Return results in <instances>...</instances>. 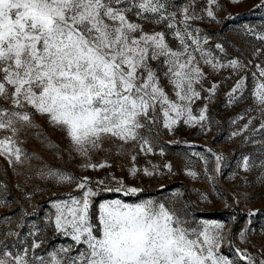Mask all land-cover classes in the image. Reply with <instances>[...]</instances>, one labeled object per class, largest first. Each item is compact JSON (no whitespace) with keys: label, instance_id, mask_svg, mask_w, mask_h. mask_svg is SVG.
Listing matches in <instances>:
<instances>
[{"label":"snow or ice","instance_id":"6c2138e0","mask_svg":"<svg viewBox=\"0 0 264 264\" xmlns=\"http://www.w3.org/2000/svg\"><path fill=\"white\" fill-rule=\"evenodd\" d=\"M216 3L208 0L209 5ZM194 5L195 0H190L172 11V0H0V98L11 104L10 108H0V130L11 133L0 139V156L9 163L13 157L17 162L22 156L26 158L14 137L21 128L36 127L34 113L64 130L73 150L84 157L101 150L105 140L120 141L118 152L124 144L132 143L151 153L149 137L161 123L169 132L180 122L203 127L209 120L207 104L198 115L192 105L201 99L197 88L202 89L208 78L204 67L213 72L225 68L239 72L246 66L238 59L222 63V58L207 47V38L191 24L202 18ZM256 7L264 8V0ZM205 11L215 19L211 7ZM161 25L163 29L157 31ZM254 34L264 41V32ZM215 48L224 52L219 43ZM261 51L257 49L254 55ZM256 70L252 73L256 81L252 94L264 110V67L257 64ZM245 79L242 76L226 94L229 104L238 99L236 93L242 92ZM218 86L213 83L204 89L209 93L204 99L210 100ZM251 122L232 136L247 130ZM261 130L264 123L253 132ZM252 142L264 145V141ZM258 151L264 154V148ZM215 158L219 172L223 157L216 154ZM106 166L82 165L92 169ZM240 167L246 172L254 167L264 169V159L257 164L245 155ZM164 168L172 171L170 163ZM139 171L134 165L129 174L136 176ZM142 171L151 176L157 174V166ZM186 174L192 178L198 175L187 169ZM42 175L57 184L75 181L73 191L82 193H66L67 199L52 202L54 211L45 219V227L53 228L56 236L70 243L38 253L44 241L36 237L43 229L33 223L24 235L5 233L14 238L11 244L0 239V264H256L246 250L236 249L235 259L221 254L223 223L190 222L152 199L101 201L94 223L92 208L102 193L131 196L141 191L125 185L122 178L109 174L117 185L113 188L106 186L104 179L77 178L58 169H48ZM201 198L207 200L203 194ZM239 235L246 239L244 232ZM259 264H264V259Z\"/></svg>","mask_w":264,"mask_h":264},{"label":"rangeland","instance_id":"374dc122","mask_svg":"<svg viewBox=\"0 0 264 264\" xmlns=\"http://www.w3.org/2000/svg\"><path fill=\"white\" fill-rule=\"evenodd\" d=\"M189 2L172 0L174 7L170 10L178 11ZM260 3L261 0H217L216 4L209 5L208 0H195V11L202 18L193 20L191 24L194 29L200 30L202 37L207 38V47L222 58V63L238 59L246 67L239 72L230 68L213 72L205 66L208 78L203 81L202 89L198 86L201 99L196 100L192 108L193 113L198 115L207 104L209 120L204 122L203 127L180 122L171 132L163 128L162 123L157 125L149 137L153 148L151 153L142 152L139 144L132 143L124 144L123 150L118 152L116 146L120 141L105 140L101 150L93 151L89 157L81 156L73 150L64 130L48 123L46 116L34 113L32 121L36 127L21 128L14 137L17 146L26 153V158L22 156L21 162H17L13 157L12 163H9L5 156H0V239H6L11 244L14 238L6 237L5 233L18 231L24 235L35 223L43 229L36 237L44 241L37 249L38 253L44 254L61 244L70 243L56 236L53 228L45 227V219L49 212L54 211L52 202L67 199L66 193L76 196L82 193L73 191L75 181L57 184L42 173L58 169L77 178L104 179L106 186L115 188L117 185L111 180V174L117 179L122 178L125 185L141 191L131 196H124L123 192L102 193L92 208L94 223L96 206L101 201L119 198L137 203L152 199L165 203L166 207L190 222L223 223L225 240L221 254L235 259L236 249L246 250L259 264L264 259V178L261 177L264 169L254 167L246 172L240 165L245 155H250L257 164L264 159V154L258 151L264 145L252 142L264 141V130L253 132L264 123V110L254 102L252 94L256 83L252 73L257 71V64L264 67V41L256 39L254 34L264 32V8L256 7ZM209 7L214 11L215 19L207 16L205 9ZM147 27L151 29L153 26ZM248 28L254 31L249 32ZM162 29L163 25L156 27L157 31ZM217 43L224 48L223 53L215 48ZM172 45L176 46L175 41ZM257 49L262 51L254 55ZM242 76L246 77L243 90L238 91V99L229 104L226 94ZM213 83L219 85L215 95L205 100L209 93L204 89L211 88ZM167 90L171 93L170 88ZM10 107L9 100L0 98V108ZM250 119L249 128L233 137L232 133L239 132ZM144 134L148 135L147 129ZM10 135V132L0 130V139ZM246 137L249 138L247 141ZM161 149L163 155L160 154ZM216 154L223 157L219 172L216 171ZM201 156L205 159L202 160ZM87 163H106L108 166L97 169L82 167ZM168 163L171 164V172L164 168ZM134 165L141 171L131 176L129 169ZM152 165L157 166V174L144 175L142 170H152ZM186 169L195 171L197 178L189 177ZM208 176L212 179L209 180ZM91 187L95 189L97 185L93 183ZM201 194L207 200L202 199ZM241 232L245 233L246 239L240 238ZM239 264L246 262L240 261Z\"/></svg>","mask_w":264,"mask_h":264}]
</instances>
